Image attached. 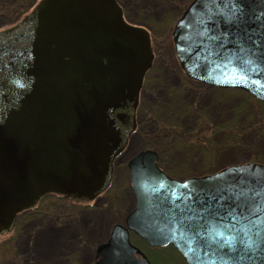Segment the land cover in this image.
<instances>
[{
	"label": "water",
	"instance_id": "water-1",
	"mask_svg": "<svg viewBox=\"0 0 264 264\" xmlns=\"http://www.w3.org/2000/svg\"><path fill=\"white\" fill-rule=\"evenodd\" d=\"M233 2L191 0L171 31L175 56L186 75L264 102V63L249 42L264 44V0H244L228 19ZM152 59L148 29L116 0H40L0 31V232L45 193L87 201L108 186ZM157 158L145 148L127 160L134 206L94 264H152L130 231L151 247L171 244L186 264H264V163L176 178ZM208 206L218 214L200 211ZM210 228L223 235L209 239Z\"/></svg>",
	"mask_w": 264,
	"mask_h": 264
},
{
	"label": "rangeland",
	"instance_id": "rangeland-1",
	"mask_svg": "<svg viewBox=\"0 0 264 264\" xmlns=\"http://www.w3.org/2000/svg\"><path fill=\"white\" fill-rule=\"evenodd\" d=\"M189 1L117 0L125 19L146 26L152 39L154 59L141 88L138 130L118 157L106 192L88 202L63 199L62 203L51 196L38 212L20 215L9 231L0 232V264H92L96 245L106 239L112 224L123 223L134 205L125 163L140 148H160L162 168L179 178L210 173L257 154L264 159V137L241 129L247 128L245 112L251 107L249 100L254 102L255 98L243 90L192 82L178 65L171 31ZM10 16L9 11L0 16V31L13 25ZM201 119H207L210 126ZM230 124L240 129L234 140L229 138L227 142L223 125ZM202 126L206 129L199 133L196 128ZM172 127L193 135L199 133L200 138L188 143L174 136L164 139V144L156 143L159 130ZM137 245L146 254L147 248ZM41 249L48 254H41ZM152 255L155 262L165 264L156 258L155 251Z\"/></svg>",
	"mask_w": 264,
	"mask_h": 264
},
{
	"label": "trees",
	"instance_id": "trees-1",
	"mask_svg": "<svg viewBox=\"0 0 264 264\" xmlns=\"http://www.w3.org/2000/svg\"><path fill=\"white\" fill-rule=\"evenodd\" d=\"M37 1L38 0H12L11 2H9V1L0 2V16L6 15L7 11H9L10 15H11L10 16L11 20L14 23V22L18 21L20 19V17L23 14H25L33 5H35ZM240 91H242V90H240ZM253 100H254V102L252 100H249V104H251V107L249 108V110L247 112H245V116H246V114H247V116L246 117L244 116L245 119H248L247 120V123H248L247 128H241V129L243 131L248 129L250 131H247V132L253 133L254 135H259L261 137H264V103L261 101H258L256 99H253ZM205 120H207V119H201L200 122L204 123ZM205 124L208 125V123H206V122H205ZM208 126H210V125H208ZM223 127H222L223 130H225V132L227 134V142L232 140V139L234 140V136L237 134V131H239V129H240V127H238V125H231V124L226 125V126L223 125ZM196 129L199 133H202V131H204L206 128L202 126L201 128H196ZM137 130H138V122H137L136 129L133 131V133H135ZM164 130H166V129L161 128V130H159V134L156 135V143L161 144V143H163L164 139H166V138L170 139V137H174V136H176L178 139L182 140L183 142H188V143L189 142L195 143L200 138V135H198L199 133L195 134V135H193L191 133H185L180 128L176 129L175 127H172V128H167L168 131H164ZM243 135H244V133H243ZM229 138H230V140H229ZM247 143H251V142H247ZM149 147L156 149V151L158 153V164L162 167L161 159H160L161 158V154H160L161 149L159 148V150H160L159 151L156 148V146H149ZM253 148H255V147H253ZM258 148L259 147H257V149ZM249 161L264 163V159L262 158V155H259V154H257L255 156V158H253V159L246 160V161H239L237 163L249 162ZM222 166H220V167H222ZM220 167L214 168L213 170H215V169L217 170ZM213 170H210V172H212ZM165 171L168 174L175 176L169 170H165ZM205 172H209V171L206 170ZM106 191L107 190H105L104 192H106ZM51 196H55V198L58 199L59 202H62L63 199H67L64 196H58V195H55L53 193H46L39 198V200L35 206L27 208L24 211L18 213L17 218L20 215L22 216L25 214L27 215V214H32L34 212H38V210L41 209L40 208L41 204H43ZM61 212H63V210ZM17 218H16V220H17ZM131 240L135 244L139 243L143 247L147 248V249H145L146 255L155 264H163V263L162 262L161 263L155 262L156 259L154 260V257L152 255V253L154 251L156 252V258L160 257V259H163V261H165V264H185L183 259L181 258V256L177 253V251L171 245H166L163 247H149V246H147V244L142 239L138 238L135 234H131ZM149 250L151 251V253Z\"/></svg>",
	"mask_w": 264,
	"mask_h": 264
},
{
	"label": "snow or ice",
	"instance_id": "snow-or-ice-1",
	"mask_svg": "<svg viewBox=\"0 0 264 264\" xmlns=\"http://www.w3.org/2000/svg\"><path fill=\"white\" fill-rule=\"evenodd\" d=\"M243 3H244V0H234V2L232 3V8H233L234 11L228 16V19H231L232 16L235 14V12L241 11V9L237 5H243ZM213 25H215L214 21H213ZM229 27H233V26L229 25ZM228 35H229V33L226 32V31L220 33V36H223L225 39H227ZM219 38H220L219 36L211 37L212 40H218ZM236 42L237 43L240 42L239 37L237 38ZM249 42L256 49V52L253 53V55L256 56L260 62L264 63V44H259L255 40H251V38H249ZM221 48L223 49V45H221ZM241 50H243V49H241ZM245 63L248 64V63H251V61H245ZM190 195H195V190H193V192L190 193ZM241 195H243V193H241ZM224 199H226V196L225 195H220L219 200L222 201ZM200 211L204 212V213H211L212 215H217L218 214V211L217 212H212L211 206L203 207V208L200 209ZM241 230L243 231V228ZM206 234L209 236V239H212L213 236L219 237V236L223 235L222 232H220L219 230H216L214 228L208 229ZM245 235H248V233L246 232ZM234 240H235V237H232L231 240L225 239L224 243L228 244V246L231 247V245L234 242ZM241 242L245 243L248 247L252 246V241H251L250 238L248 240H244V241H241ZM223 246L224 245L222 244L221 247H223Z\"/></svg>",
	"mask_w": 264,
	"mask_h": 264
},
{
	"label": "flooded vegetation",
	"instance_id": "flooded-vegetation-1",
	"mask_svg": "<svg viewBox=\"0 0 264 264\" xmlns=\"http://www.w3.org/2000/svg\"><path fill=\"white\" fill-rule=\"evenodd\" d=\"M145 77H146V74H145V76H144V79H145ZM190 81H192V82H196V81H194V80H192V79H190ZM143 82H144V80H143ZM191 82V83H192ZM143 85V84H142ZM140 94H141V90H140ZM126 150V148L119 154V156L124 152ZM118 156V157H119ZM118 157L116 158V162H117V160H118ZM125 169H126V163H125ZM94 261H95V255H94V260H93V262H92V264L94 263Z\"/></svg>",
	"mask_w": 264,
	"mask_h": 264
},
{
	"label": "bare ground",
	"instance_id": "bare-ground-1",
	"mask_svg": "<svg viewBox=\"0 0 264 264\" xmlns=\"http://www.w3.org/2000/svg\"><path fill=\"white\" fill-rule=\"evenodd\" d=\"M40 251H41V254H43V253L48 254V251H45V250H43V249H41Z\"/></svg>",
	"mask_w": 264,
	"mask_h": 264
}]
</instances>
